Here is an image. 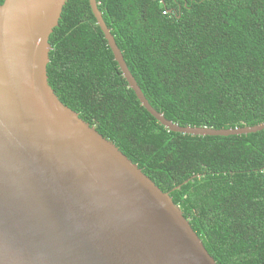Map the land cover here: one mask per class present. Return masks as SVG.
I'll return each instance as SVG.
<instances>
[{
    "label": "trees",
    "instance_id": "trees-1",
    "mask_svg": "<svg viewBox=\"0 0 264 264\" xmlns=\"http://www.w3.org/2000/svg\"><path fill=\"white\" fill-rule=\"evenodd\" d=\"M98 6L168 121L214 130L264 124V0ZM49 42V84L62 104L170 194L217 264H264V131L193 137L165 129L129 88L89 0L67 2Z\"/></svg>",
    "mask_w": 264,
    "mask_h": 264
},
{
    "label": "water",
    "instance_id": "water-1",
    "mask_svg": "<svg viewBox=\"0 0 264 264\" xmlns=\"http://www.w3.org/2000/svg\"><path fill=\"white\" fill-rule=\"evenodd\" d=\"M68 1L0 5V264H217L170 194L50 86L49 40ZM89 3L129 88L165 129L193 137L264 131L168 121L130 72L98 0Z\"/></svg>",
    "mask_w": 264,
    "mask_h": 264
},
{
    "label": "built area",
    "instance_id": "built-area-1",
    "mask_svg": "<svg viewBox=\"0 0 264 264\" xmlns=\"http://www.w3.org/2000/svg\"><path fill=\"white\" fill-rule=\"evenodd\" d=\"M164 14L166 15V14H167V12H164Z\"/></svg>",
    "mask_w": 264,
    "mask_h": 264
}]
</instances>
